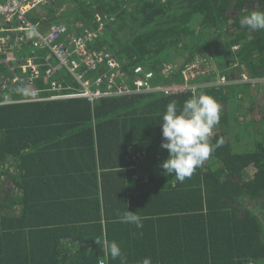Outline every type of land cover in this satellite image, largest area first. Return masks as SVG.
Instances as JSON below:
<instances>
[{
  "label": "trees",
  "instance_id": "obj_1",
  "mask_svg": "<svg viewBox=\"0 0 264 264\" xmlns=\"http://www.w3.org/2000/svg\"><path fill=\"white\" fill-rule=\"evenodd\" d=\"M46 9L73 31L101 15L93 48L128 72L210 70L195 91L1 103L0 264H264V0Z\"/></svg>",
  "mask_w": 264,
  "mask_h": 264
},
{
  "label": "built area",
  "instance_id": "obj_2",
  "mask_svg": "<svg viewBox=\"0 0 264 264\" xmlns=\"http://www.w3.org/2000/svg\"><path fill=\"white\" fill-rule=\"evenodd\" d=\"M52 2L0 0V93L12 94L0 104L69 98H84L95 104L109 96L195 91L204 86L202 82H188L210 70V66L201 67L202 62H193L183 70L184 83L165 84L155 82L153 70L144 65L128 72L114 53L94 49L93 44L104 26L101 15L96 16L97 29L73 31L65 23L41 27L32 17ZM45 12L47 9L42 20L49 16ZM173 69L174 64L165 65V70ZM64 71L71 75L72 82L63 78ZM40 80L45 83L39 85ZM215 83L230 81L218 75ZM15 94H20V98L10 99Z\"/></svg>",
  "mask_w": 264,
  "mask_h": 264
},
{
  "label": "rangeland",
  "instance_id": "obj_3",
  "mask_svg": "<svg viewBox=\"0 0 264 264\" xmlns=\"http://www.w3.org/2000/svg\"><path fill=\"white\" fill-rule=\"evenodd\" d=\"M62 0H59V2H61ZM64 7H61V9H63ZM46 10V8L43 9V12Z\"/></svg>",
  "mask_w": 264,
  "mask_h": 264
},
{
  "label": "water",
  "instance_id": "obj_4",
  "mask_svg": "<svg viewBox=\"0 0 264 264\" xmlns=\"http://www.w3.org/2000/svg\"><path fill=\"white\" fill-rule=\"evenodd\" d=\"M53 1H55V0H53Z\"/></svg>",
  "mask_w": 264,
  "mask_h": 264
}]
</instances>
